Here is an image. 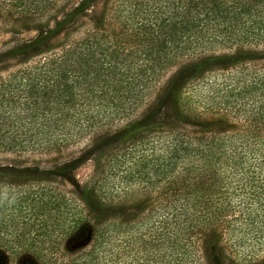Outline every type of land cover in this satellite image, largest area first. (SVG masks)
<instances>
[{
	"label": "trees",
	"instance_id": "trees-1",
	"mask_svg": "<svg viewBox=\"0 0 264 264\" xmlns=\"http://www.w3.org/2000/svg\"><path fill=\"white\" fill-rule=\"evenodd\" d=\"M71 1L0 0V31L45 29ZM95 27L0 68V154L99 144L82 197L53 178L0 171V260L205 264L207 240H225L227 260L256 264L264 0H108ZM163 92L178 121L215 123L194 132L142 118Z\"/></svg>",
	"mask_w": 264,
	"mask_h": 264
},
{
	"label": "rangeland",
	"instance_id": "rangeland-1",
	"mask_svg": "<svg viewBox=\"0 0 264 264\" xmlns=\"http://www.w3.org/2000/svg\"><path fill=\"white\" fill-rule=\"evenodd\" d=\"M106 2L108 0H72L45 29L29 30L19 34L0 31V68L8 67L6 71L10 70L20 58L36 50V47L56 44L71 30L86 25L89 28L90 26L97 28L95 26L100 23ZM164 93L146 113H143L142 118H149V121L162 122L194 132H199V129L208 128V125L215 123L214 118L201 113L200 118L193 119L190 117L191 120L182 121L183 124L173 115L174 113L169 106L168 95ZM113 134L115 132H111L105 139ZM95 143L83 141L59 154L47 156L0 154V171L14 176L31 175L53 178L65 186L67 190L78 197H82L84 196V187L95 169V159L99 148V144ZM113 183V190L117 194L124 184L118 178H115ZM117 199L115 197L114 202ZM104 207L111 214L125 216V205L121 207V205L110 203ZM91 212L94 213V210ZM86 241V237H83L80 242L75 244L82 246ZM204 245L202 254L207 264H234V260H227L224 257L227 250L225 240L222 243L207 240ZM256 256L258 260L256 264H264V251L257 253ZM0 264H6V261L1 259Z\"/></svg>",
	"mask_w": 264,
	"mask_h": 264
}]
</instances>
